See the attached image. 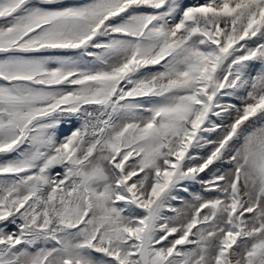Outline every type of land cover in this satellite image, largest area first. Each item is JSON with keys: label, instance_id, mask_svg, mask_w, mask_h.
<instances>
[{"label": "snow or ice", "instance_id": "snow-or-ice-1", "mask_svg": "<svg viewBox=\"0 0 264 264\" xmlns=\"http://www.w3.org/2000/svg\"><path fill=\"white\" fill-rule=\"evenodd\" d=\"M0 264H264V0H0Z\"/></svg>", "mask_w": 264, "mask_h": 264}]
</instances>
